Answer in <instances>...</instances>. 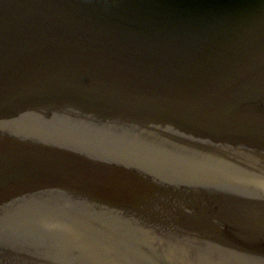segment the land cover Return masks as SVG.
I'll list each match as a JSON object with an SVG mask.
<instances>
[{
    "label": "water",
    "instance_id": "water-1",
    "mask_svg": "<svg viewBox=\"0 0 264 264\" xmlns=\"http://www.w3.org/2000/svg\"><path fill=\"white\" fill-rule=\"evenodd\" d=\"M0 264H264V0H0Z\"/></svg>",
    "mask_w": 264,
    "mask_h": 264
}]
</instances>
